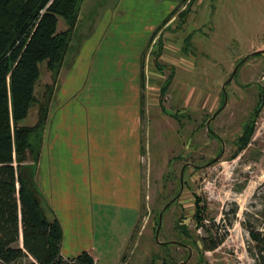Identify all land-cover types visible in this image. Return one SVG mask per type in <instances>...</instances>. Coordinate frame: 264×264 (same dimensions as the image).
Returning <instances> with one entry per match:
<instances>
[{
    "label": "rangeland",
    "instance_id": "374dc122",
    "mask_svg": "<svg viewBox=\"0 0 264 264\" xmlns=\"http://www.w3.org/2000/svg\"><path fill=\"white\" fill-rule=\"evenodd\" d=\"M83 7L81 17L90 22L84 27L80 22L74 32L61 86L65 81L68 88L80 85L84 70L78 59L87 40L82 36L92 31L101 32L93 42H102L95 56L104 87L112 84L125 92L134 68L140 70L142 64L145 76L141 215L132 236L137 241L135 250L121 257L129 258L131 264H257L248 249L254 250V243L246 225L261 228L264 223L260 216L264 188L255 196L264 187V100L260 114L252 117L264 92V53L254 55L264 52V0H86ZM92 16L101 17L99 25ZM67 28L59 18L58 32ZM246 58L241 80L250 86L244 91L228 86L229 104L219 111L226 80ZM111 74L115 76L110 78ZM51 76L46 63L40 64L38 101L22 126L37 123ZM168 79L171 82L162 94ZM236 91L242 99L235 97ZM53 98L54 94L50 111L55 106ZM247 121H254V135L234 158ZM197 199L205 207L206 225H216L214 235L219 239L228 231L214 252H203L199 244V238L207 234L198 230L194 218ZM77 218L84 223L85 215L77 214ZM63 220L66 250L72 243L75 250H84L95 240L97 255H103L107 264L115 258L136 215L111 205L98 208L95 238L85 224L78 229L71 219ZM181 227L187 228L199 248L182 234Z\"/></svg>",
    "mask_w": 264,
    "mask_h": 264
},
{
    "label": "trees",
    "instance_id": "16d2710c",
    "mask_svg": "<svg viewBox=\"0 0 264 264\" xmlns=\"http://www.w3.org/2000/svg\"><path fill=\"white\" fill-rule=\"evenodd\" d=\"M83 2L84 0H0L1 264H96L87 251L71 259L62 257L64 230L38 182V164L50 103ZM184 12L181 14L186 17ZM59 18H63L68 26L67 30L60 33ZM154 38L155 36L150 43ZM160 55L158 53L156 58ZM44 62L52 75V82L46 86L37 123L33 127L22 126L21 123L38 101L36 87L40 79V64ZM155 65L159 70L163 69L157 60ZM170 82L168 79L162 94L166 93ZM141 87L142 90L145 87L143 70ZM254 132V121L244 125L236 143L234 158L247 148ZM263 188V185L260 186L255 196ZM201 203L202 200L197 199L194 218L198 230L203 229L207 236L200 237L199 244H202L203 252H214L223 244L228 231L219 239L214 235L213 227L216 225H206V210ZM236 213L235 210L234 216ZM260 216L264 219V210L260 212ZM231 225L232 223L229 226ZM246 227L254 243V250L252 246L248 248L250 254L257 264H264V223L261 228ZM181 229L182 234L191 240L192 236L187 228ZM192 242L199 248L196 241Z\"/></svg>",
    "mask_w": 264,
    "mask_h": 264
},
{
    "label": "crops",
    "instance_id": "0c3cea01",
    "mask_svg": "<svg viewBox=\"0 0 264 264\" xmlns=\"http://www.w3.org/2000/svg\"><path fill=\"white\" fill-rule=\"evenodd\" d=\"M81 11L75 31L80 22H83L82 27L90 22H86L88 17H81ZM100 21L101 17L92 16V22L96 25ZM92 32L82 36L87 40L81 46L78 59L84 70L80 85L68 88L65 81L61 86L65 62L61 70L53 98L55 106L52 111L49 110L44 132L38 182L63 227L61 254L64 259L87 251L96 264H103L104 256L97 255L100 252L95 240L84 250H75L74 243L66 250L63 219H71L72 225L78 229L85 224L84 229H88L95 238L93 226L96 211L104 205H111L134 213L136 222L128 228L129 233L121 240L115 258L107 264H131L129 258H122L121 254L129 250H132V254L135 250L137 241H133L132 236L141 215L142 162L145 158V115L141 108L143 64L140 70L134 68L132 82L129 88L126 86L125 92L112 84L104 87L98 70L100 65L96 63L98 57L95 56L100 52L102 42L96 40V45L90 46L101 32ZM114 76L111 74L110 78ZM77 214L80 217L85 215L84 223L77 218Z\"/></svg>",
    "mask_w": 264,
    "mask_h": 264
},
{
    "label": "flooded vegetation",
    "instance_id": "af4514ba",
    "mask_svg": "<svg viewBox=\"0 0 264 264\" xmlns=\"http://www.w3.org/2000/svg\"><path fill=\"white\" fill-rule=\"evenodd\" d=\"M256 56V55H255ZM240 63L236 65V67L234 68L233 72L231 73V75L229 76V78L226 80L224 86H223V104L221 105V107L219 108V111H223L227 105L229 104V94L227 93V87L232 85L233 87L237 88V90L239 89V91H244L246 90L250 85L248 83H244L241 80V68L242 66L245 64V62H243V60L239 61ZM235 97H237L238 99H242V94L238 93L237 91L235 92ZM263 100L264 97H262V92H260V103L258 108L253 112L252 117L257 118V116L260 114L261 109H262V105H263ZM213 118V117H212ZM249 121H247L245 124H247ZM211 123V122H210ZM213 133V132H212Z\"/></svg>",
    "mask_w": 264,
    "mask_h": 264
},
{
    "label": "water",
    "instance_id": "95a60500",
    "mask_svg": "<svg viewBox=\"0 0 264 264\" xmlns=\"http://www.w3.org/2000/svg\"><path fill=\"white\" fill-rule=\"evenodd\" d=\"M264 52L263 51H258L256 52L254 55H258V54H263ZM248 58L244 59L243 62H245ZM182 179H183V175H182ZM162 217H163V213H161L160 215V220H159V228H158V231H157V234H159V230L161 228V225H162ZM158 236V235H157Z\"/></svg>",
    "mask_w": 264,
    "mask_h": 264
}]
</instances>
